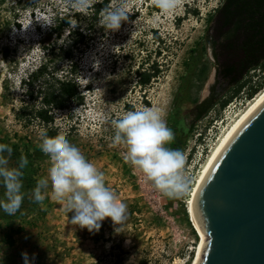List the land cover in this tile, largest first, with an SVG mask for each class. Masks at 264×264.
<instances>
[{"label":"rangeland","instance_id":"374dc122","mask_svg":"<svg viewBox=\"0 0 264 264\" xmlns=\"http://www.w3.org/2000/svg\"><path fill=\"white\" fill-rule=\"evenodd\" d=\"M112 2H98L83 14L70 0H0V143L12 147L13 165L27 156L24 191L31 192L47 176L51 162L40 149L42 124L23 125L15 117L27 100L20 81L50 59L58 75L72 70L81 96L80 102L54 111L53 126L66 131L69 141L105 173L108 186L129 210L120 232L111 218L101 222L98 232H89L70 223L73 213L63 211L49 187L42 204L25 198L15 216L0 210V264H24L23 252L30 259L34 254L33 264H191L196 258L201 235L188 208L194 183L225 129L260 92L263 86L247 97L262 73L250 71V82L235 94L232 85L216 80L206 35L212 33L210 18L221 0H185L169 14L152 0H141L130 7L129 19L118 31L98 24L100 10ZM62 18L67 23L75 19L76 27L69 29ZM151 70L155 74L141 83V74ZM211 92L217 103L200 116L194 106ZM153 105L165 112L171 128L178 115L174 132L192 178L183 198L163 196L123 160L125 148L112 143L111 120ZM3 194L0 186V199ZM7 235L11 245L5 242Z\"/></svg>","mask_w":264,"mask_h":264},{"label":"clouds","instance_id":"9594fccd","mask_svg":"<svg viewBox=\"0 0 264 264\" xmlns=\"http://www.w3.org/2000/svg\"><path fill=\"white\" fill-rule=\"evenodd\" d=\"M102 0H70L71 6L86 14ZM141 0H113L99 12L98 24L105 30L118 31L122 22L129 19V9ZM185 0H152L162 13H175ZM45 24L53 21L37 19ZM69 29L77 21L68 20ZM27 28V27H26ZM68 29V30H69ZM114 129L113 146H123V160L142 173L154 189L169 199L183 198L191 189L192 178L186 174V157L179 149L167 145L175 140V132L168 126L165 112L153 105L129 110L117 119L111 120ZM40 149L50 158V167L45 178L40 179L31 192L24 191L25 168L29 160L21 155L15 165L11 162L12 147L0 143V186L4 188L0 199V210L8 216H15L21 210L25 198L42 204L51 187V198L61 205L63 211L73 213L70 223L89 232H98L101 222L111 218L114 225L121 227L129 218L126 202L108 186L105 173L88 160L82 150L71 143L64 130L49 136L47 129L39 132ZM24 264H33L27 252L22 253Z\"/></svg>","mask_w":264,"mask_h":264},{"label":"water","instance_id":"95a60500","mask_svg":"<svg viewBox=\"0 0 264 264\" xmlns=\"http://www.w3.org/2000/svg\"><path fill=\"white\" fill-rule=\"evenodd\" d=\"M192 221L202 236L195 264H264V96L210 158Z\"/></svg>","mask_w":264,"mask_h":264},{"label":"trees","instance_id":"16d2710c","mask_svg":"<svg viewBox=\"0 0 264 264\" xmlns=\"http://www.w3.org/2000/svg\"><path fill=\"white\" fill-rule=\"evenodd\" d=\"M107 1L102 0L101 3ZM62 19L63 24H68L65 18ZM210 19L215 24L214 32L206 35V42L216 63V80L232 85L235 94L250 82V78H246L248 73L258 69L262 73L261 79L247 93L248 98L252 97L264 85V0H221ZM68 56V52L64 51V57ZM49 64L50 59L45 60L21 79L27 100L15 112V117L23 125L36 120L43 129H47L49 136H55L61 130L53 126L54 111L65 109L73 100L80 102L81 96L70 74L72 70L63 76L58 75L55 67ZM204 71L202 68L201 72ZM154 74V70L141 74L144 77L140 78V82L145 83ZM182 88L183 85L179 91ZM230 97L221 100L220 105H225ZM215 103L216 96L211 92L194 108L202 116ZM177 122L178 115L175 114L172 119L173 131H176ZM180 143L175 134V140L167 146L181 150ZM5 242L8 245L13 243L10 235H7Z\"/></svg>","mask_w":264,"mask_h":264},{"label":"bare ground","instance_id":"6f19581e","mask_svg":"<svg viewBox=\"0 0 264 264\" xmlns=\"http://www.w3.org/2000/svg\"><path fill=\"white\" fill-rule=\"evenodd\" d=\"M264 96V88L248 103V105L246 106L245 109H243L237 116L236 118L230 123V125L225 129V131L223 132V134L221 135L220 139L218 140V142L215 144V146L212 148V151L208 157V159L206 160V162L204 163L198 178L196 180V182L194 183L193 189H192V193L189 199V204H188V208H189V215L192 221V198H193V193L195 191V188L205 170V168L207 167L210 158L212 157L213 153L216 151V149L219 147V145L224 141V139L226 138V136L229 134V132L232 130V128L251 110V108ZM193 222V221H192ZM201 235V234H200ZM201 243H202V236L199 242V246H198V250H197V255L198 252L200 250L201 247ZM196 255V258H197ZM196 258L194 259V261L191 264H195Z\"/></svg>","mask_w":264,"mask_h":264},{"label":"flooded vegetation","instance_id":"af4514ba","mask_svg":"<svg viewBox=\"0 0 264 264\" xmlns=\"http://www.w3.org/2000/svg\"><path fill=\"white\" fill-rule=\"evenodd\" d=\"M214 21L212 22V25H211V32H214Z\"/></svg>","mask_w":264,"mask_h":264},{"label":"built area","instance_id":"2783aa9c","mask_svg":"<svg viewBox=\"0 0 264 264\" xmlns=\"http://www.w3.org/2000/svg\"><path fill=\"white\" fill-rule=\"evenodd\" d=\"M263 87H264V85H263ZM256 93H257V92H256ZM256 93H255V94H256ZM255 94H254V95H255ZM251 98H252V97H251ZM251 98H249V99H251Z\"/></svg>","mask_w":264,"mask_h":264}]
</instances>
